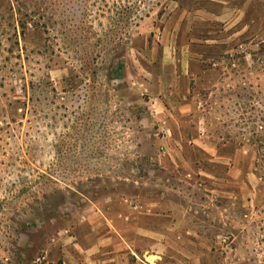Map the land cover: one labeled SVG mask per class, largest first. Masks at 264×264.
Listing matches in <instances>:
<instances>
[{"label": "rangeland", "instance_id": "obj_1", "mask_svg": "<svg viewBox=\"0 0 264 264\" xmlns=\"http://www.w3.org/2000/svg\"><path fill=\"white\" fill-rule=\"evenodd\" d=\"M261 135L264 0H0V264L148 209L170 264H264Z\"/></svg>", "mask_w": 264, "mask_h": 264}, {"label": "crops", "instance_id": "obj_2", "mask_svg": "<svg viewBox=\"0 0 264 264\" xmlns=\"http://www.w3.org/2000/svg\"><path fill=\"white\" fill-rule=\"evenodd\" d=\"M178 107L186 113L191 105L180 102ZM104 219L106 222L89 220L90 226L79 233L65 230L64 237L57 240V261L52 260V264H170L185 254L183 241L195 242L188 235L194 237L196 233L192 229L184 232L181 218L173 212L148 209L119 224ZM153 219L160 221L152 223ZM130 255L135 258L133 263Z\"/></svg>", "mask_w": 264, "mask_h": 264}, {"label": "trees", "instance_id": "obj_3", "mask_svg": "<svg viewBox=\"0 0 264 264\" xmlns=\"http://www.w3.org/2000/svg\"><path fill=\"white\" fill-rule=\"evenodd\" d=\"M21 36L22 37H24V36H26V34L27 33H29L30 32V30H31V27H29V25L28 24H26V23H23V24H21ZM34 28H37V29H39L40 30V28L41 27H39V26H35ZM45 31H47V27L45 28ZM47 42H44L43 44H41L40 46H39V49H41V48H43L44 50L45 49H47ZM47 61H48V63L49 62H51V61H53V60H51V59H46ZM119 69H122V61L121 60H118L117 62H116V66H115V68H114V70H119ZM23 79V78H22ZM47 84H48V86H49V82L48 81H44L42 78H39L37 81H36V85H38L39 87H41V86H47ZM46 115V114H45ZM259 141L261 142V143H263V146H264V135H261L259 138ZM257 160L258 161H260V169L263 171V173H264V149H263V153H260V154H257ZM262 178H264V176L262 175L261 176Z\"/></svg>", "mask_w": 264, "mask_h": 264}]
</instances>
